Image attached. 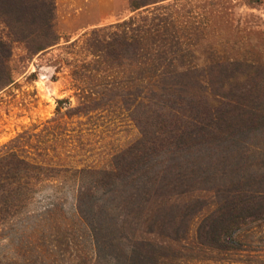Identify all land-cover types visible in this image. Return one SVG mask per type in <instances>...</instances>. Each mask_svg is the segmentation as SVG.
I'll use <instances>...</instances> for the list:
<instances>
[{"label":"rangeland","instance_id":"obj_1","mask_svg":"<svg viewBox=\"0 0 264 264\" xmlns=\"http://www.w3.org/2000/svg\"><path fill=\"white\" fill-rule=\"evenodd\" d=\"M50 1L0 0V154L42 166L0 264H264V0ZM49 14L55 39L31 52ZM131 18L173 64L138 105L119 94L136 64L93 34ZM225 232L229 248L207 242Z\"/></svg>","mask_w":264,"mask_h":264},{"label":"trees","instance_id":"obj_2","mask_svg":"<svg viewBox=\"0 0 264 264\" xmlns=\"http://www.w3.org/2000/svg\"><path fill=\"white\" fill-rule=\"evenodd\" d=\"M17 1L21 2V4L24 3L31 6L32 13L35 12L37 14V11L43 6H46L50 13L52 12L53 6L50 0H48L49 3L48 1L46 2V0H13L12 3L16 6ZM137 5L138 3H134V7H137ZM50 18H52V16L50 14L47 15L44 21L42 20L37 24L38 31L36 30L34 32L33 30L30 32L34 36H38V41H36L35 46L32 45L33 48L31 47V52L41 50V48H44L55 39L51 25L48 23ZM39 28H41V30ZM109 28H114V30L108 32L103 37H101L97 31L93 32V34H95L94 39L98 41L96 51L102 50L103 47H108V55L112 57L111 62L114 67L125 68L136 64L138 81V85H136V94H131L129 89H126V91H128L126 92L125 87H120L121 92L119 94L130 95L129 97L135 96L137 99L132 98V101L137 100L136 102L138 105L143 102V100L138 99H143L145 94L154 91L159 85L161 89L165 86L163 84L169 80L166 79V77L171 74L173 64L171 61L160 59V55L158 57L160 51L159 47L145 45L141 41V33L144 30L133 21V18L129 21L124 20L121 23L110 25ZM10 34L11 33L8 32L5 33L4 36L0 35V90L13 83L15 79L14 69L9 63V58L11 56ZM21 38H24V36L20 35V39ZM102 41L104 43L103 46L101 45ZM95 69L96 68H94V70ZM77 73V70L73 71L74 75ZM80 77H82L81 73ZM132 101H129L127 98L123 102L133 105ZM91 103L98 104L99 102L97 99H91L88 103H84V107ZM80 110V106L71 107L69 112L77 113ZM41 168L42 166L32 163L13 151H6L0 154V236L6 234L8 223L11 222L27 204L28 197L32 193L35 184L38 182L39 176L42 174L39 172ZM260 198L263 199L264 197L261 196ZM263 213L264 208H259V214L262 215ZM229 230L232 231V227H230ZM229 235L230 233L226 232L220 233L212 237V239H208L207 242H211L210 244L216 247L229 248L231 244Z\"/></svg>","mask_w":264,"mask_h":264}]
</instances>
